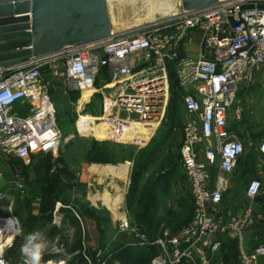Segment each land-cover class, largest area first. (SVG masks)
<instances>
[{"label":"built area","instance_id":"1","mask_svg":"<svg viewBox=\"0 0 264 264\" xmlns=\"http://www.w3.org/2000/svg\"><path fill=\"white\" fill-rule=\"evenodd\" d=\"M175 8L174 16L135 30L111 32L106 40L0 69V157L29 165L38 156H58L63 137L56 125L55 106L42 83L44 66L61 64L67 90L92 91L90 97L101 99V116H90L94 123H105L109 129L133 125L153 130L161 125L169 102L172 66L187 117L179 164L192 216L178 230H165L155 240L126 217L117 221V233L134 236L141 247H156L159 253L150 264H213L220 256L221 235L236 240L239 264H264V243L252 250L245 247L244 234L254 224L250 213L227 220L217 217L225 190L222 175L234 171L243 152L242 142L228 126L236 95L241 86L256 82L262 84L264 95V0H221L197 12L183 10L180 0ZM194 42L196 52L189 49ZM242 115L243 109L235 108L236 122L242 121ZM258 151L264 156V139ZM261 189V183L252 180L245 194L253 199ZM60 207L56 204L53 224L61 219L55 215ZM10 220L11 216H0L3 264H8V238L19 234L17 224L7 227ZM41 264L66 263L42 258Z\"/></svg>","mask_w":264,"mask_h":264},{"label":"rangeland","instance_id":"2","mask_svg":"<svg viewBox=\"0 0 264 264\" xmlns=\"http://www.w3.org/2000/svg\"><path fill=\"white\" fill-rule=\"evenodd\" d=\"M163 1L175 7L180 0ZM111 2L110 6L106 1L109 24L110 27L116 26L118 33L135 30L147 24L131 25L134 20L146 16L142 12L146 6L141 1L138 0L134 6L128 3L118 4L114 0ZM161 19L163 18L158 17V20ZM62 69L61 64L52 68L46 65L41 69L42 83L47 87L55 106L56 125L63 137L60 151L56 161L52 162L48 176L45 177L44 173L45 157H36L29 165L14 158L0 157V216H11L19 230V234L10 240L6 248L8 264H22L25 257L21 254L20 247L24 237L37 231L47 242L44 262L53 260L55 263L65 261L66 264H148L145 251H141L142 247L134 236L127 237L122 242L115 235H108V232L103 238L83 237L80 232L81 224L73 219L75 214L79 216L85 230L92 229L93 226L88 221L89 217L97 218L98 225L103 230L110 226V216L106 212H95L89 207L88 184L93 182L89 178L87 167L93 162L89 152L93 148L97 161L102 162L101 165L117 166L128 161V175L117 184L124 190L127 216L134 227L142 226V220H146L149 224L145 223L144 228L149 229V233L152 225L158 227L154 234L150 233V236L156 237L165 230H175L187 222L191 216L192 203L178 168L181 130L187 117L181 107L177 86L172 78L169 102L161 125L155 130H146V136L141 143L124 145L116 138L100 140L92 136L82 137L77 133L78 117L83 114L101 116V99L92 94L88 104H83L82 96L88 93L67 90L66 81L60 75ZM242 87L244 89L238 91L233 108L235 110L238 106L243 107L246 126L250 120L254 128L243 132L234 119V110L230 115V127L238 134L244 133L245 154L255 149L259 140L264 137V95L260 82ZM96 88L100 90L101 85L97 84ZM112 127V131L117 129ZM95 144L97 145L94 147ZM173 182L176 184L177 198L170 205L171 211L167 212L163 201L168 197V185ZM159 190L160 195L157 194ZM44 191L55 199V207L56 204L61 205L55 214L61 218L58 224H53L54 211L49 222L40 218L39 208ZM114 216L119 217L120 214L116 213ZM53 231L55 238L51 236ZM115 231L118 232L117 223ZM121 249L128 253L125 262L120 260Z\"/></svg>","mask_w":264,"mask_h":264},{"label":"water","instance_id":"3","mask_svg":"<svg viewBox=\"0 0 264 264\" xmlns=\"http://www.w3.org/2000/svg\"><path fill=\"white\" fill-rule=\"evenodd\" d=\"M221 0H181L197 12ZM106 0H0V69L110 38Z\"/></svg>","mask_w":264,"mask_h":264},{"label":"crops","instance_id":"4","mask_svg":"<svg viewBox=\"0 0 264 264\" xmlns=\"http://www.w3.org/2000/svg\"><path fill=\"white\" fill-rule=\"evenodd\" d=\"M189 49L192 52H196L198 50L197 42H194L193 45ZM243 89L244 87L242 86L239 88V90H243ZM242 109L244 111L243 107ZM230 115H229V123H228L229 125L228 126H229V129L231 130V127H230L231 116ZM243 117L244 115H242V121L237 122V123H239V126L240 128H242L241 130L243 132H246V130L248 132L252 128H254V125H252V122L249 120L246 126V123L243 120ZM231 131L233 132L236 138H239L241 140L243 147H244V141L246 138L244 133L238 134L236 131H233V130ZM263 139L264 137L259 140L257 147L255 149L245 154H244V149H243V152L238 160V163L234 171L229 175H222L225 190L223 193L222 201L218 207L217 217L221 218L222 220H227L228 218H231V217L241 218L245 214L250 213L254 221V224L244 234V243H245L246 249L248 250H252L258 243H264V156H262L258 151V145ZM125 165L127 166V175H128V171H129L128 161L122 162V164H118L117 166L121 167ZM108 166L117 167V166H112V165H101V164L91 163L87 167L88 168L87 170H88L89 178L92 179V182H93V183L88 184L89 186L88 194L90 196V199H89L90 210L94 209L95 212H102V211L106 212V214L110 216L109 217V222H110L109 229L103 230V228L98 225L97 218H92V217L88 218V221L92 223L93 226H92V229L88 228L87 230L84 229L81 218L77 216L75 213H74L75 219L73 220L81 224L80 232L83 237L103 238L107 236L105 233L108 232L107 233L108 235H111V236L115 235L116 238H120L122 242L125 240V238L130 237L127 234H118L115 231V226L119 219L126 217L129 220L127 216L125 204H124V199H123L124 190L122 186L117 184L119 180H123V179L115 176L114 174H111L110 172L107 171V169H104ZM178 168L181 171L180 164H178ZM216 175L217 173L213 174L214 177ZM252 180L259 181L261 183L262 189L258 196H256L253 199H250L246 196L245 190H246L247 185ZM184 182H185L186 190L189 193L185 178H184ZM174 183L175 182L168 185V189H169L168 197H166V199H164L163 201V205L167 206V209H166V211L168 210L167 212L171 211L170 205L177 198L176 189H175L176 184ZM171 192H172V195H171ZM157 194L160 195V190L158 191ZM118 198H120V202L116 204V201ZM159 212L160 211L158 210V213ZM116 213L120 214V216L115 217L114 214ZM142 222H143V225L138 226V228L139 229L141 228L140 230L141 231L143 230L144 232H146L148 236L150 235V233L154 234L155 230L158 229V227H155V225H152V228H151L152 230L149 233V229L145 230L144 228L145 223L146 225H148L149 222L148 224L146 220H142ZM52 235L55 238V235L51 234V236ZM144 235L148 237L145 233ZM159 236H156V237H159ZM223 238L226 239L230 237L225 236V235L218 236V240L220 241V244H221V249L225 241V239ZM218 257L216 258L214 264H224L222 260L220 259V257L219 258ZM227 263L231 264L230 261H228Z\"/></svg>","mask_w":264,"mask_h":264},{"label":"bare ground","instance_id":"5","mask_svg":"<svg viewBox=\"0 0 264 264\" xmlns=\"http://www.w3.org/2000/svg\"><path fill=\"white\" fill-rule=\"evenodd\" d=\"M106 1L110 5L109 2H111V0H106ZM114 1L118 2V4L128 3V4H132L134 6V4L138 0L137 1L136 0H131V1H129V0H114ZM139 1H141V3H143L144 6H146V7H144L146 9H142V12H144L146 14V16L143 18L139 17L138 19L134 20L133 23L130 20V22L132 23L131 24L132 26H136V25L140 26L144 23L154 22V21L158 20V17L166 19V17H169L172 14H175L177 11V9L175 7L169 5L168 3H166L163 0H139ZM111 3H113V2H111ZM137 11L141 12V10H138V9H137ZM126 26H127V24H126ZM117 30H118V28L116 26L111 27V31L113 33H116ZM83 93L91 94L92 91H85ZM88 94H83L82 99H81V102L83 104H87L89 102L90 98H89ZM93 121H94L93 118H91L90 116L81 115L79 121L77 122V128H76L77 133L82 137L92 136V137H94L96 139H100V140H110V139L116 138L123 143L139 144L143 140L144 136H146L145 135L146 130L148 131V130L152 129V127H145V126L137 127V126H133V125H118L117 129L115 131H112L111 129H109V127L105 123H98L97 124V123H94ZM104 169H107L108 172H110L111 174H114L115 176H117L119 178H122L123 180L126 179V175H127V166L126 165L121 166V167H119V166H117V167L108 166ZM118 202H120V198L117 199L116 204ZM15 224H16V222L14 219L12 221L10 220L7 222V227L11 228ZM8 241H10L9 238H8L7 242Z\"/></svg>","mask_w":264,"mask_h":264},{"label":"trees","instance_id":"6","mask_svg":"<svg viewBox=\"0 0 264 264\" xmlns=\"http://www.w3.org/2000/svg\"><path fill=\"white\" fill-rule=\"evenodd\" d=\"M172 70H173V67L170 66L169 67L170 87H171L172 78H173V80L175 82L174 71H172ZM171 71H172V74H171ZM175 84H176V82H175ZM178 95H179V93H178ZM96 145L97 144H95L94 147ZM89 152H90V156L92 157V161H93L92 163H96V164H101L102 163V162H98L97 161L98 158L95 156L96 151L93 150V148L90 149ZM42 157H45V169H44V173H45V177H47L48 176V173H50V171L52 169L51 168L52 167V164H53L52 162H55L56 159H53L50 155H42ZM105 162H107V161H105ZM191 203H192V201H191ZM54 208H55V199L52 198V197H49L47 195V193L44 191L43 194H42V203H41L40 208H39L40 218L43 219V221H48L49 222L50 219H51V214L54 211ZM191 216H192V211H191ZM191 216H190V218H191ZM190 218L187 220V222L190 220ZM185 224H183L182 226H184ZM137 226H139V225H137ZM181 227H179V228H181ZM179 228H177L175 230H171V231H176ZM141 232L143 233L144 231L142 230ZM144 233L147 235L146 232H144ZM53 234H54V231H53ZM147 238L149 240H155L157 237H154V236H150L149 235ZM223 239H225V238H223ZM222 246L224 248L222 247V249L220 251V256H219L220 259L222 260V262L224 264H228L227 262L230 261L231 264H239V261H238V246H237L236 240L235 239H232V238H226L225 241H224V244ZM141 251H143V252L145 251L144 256L147 259V262L149 261L148 264H150L151 260L155 256H157L158 253H159L158 252V249L156 247H154V246L142 247L141 248ZM127 254L128 253H127L126 250L121 249V256H120L121 258H120V260L124 261L126 259V255ZM215 260L213 261V264L215 263ZM182 264H187V263H182Z\"/></svg>","mask_w":264,"mask_h":264},{"label":"clouds","instance_id":"7","mask_svg":"<svg viewBox=\"0 0 264 264\" xmlns=\"http://www.w3.org/2000/svg\"><path fill=\"white\" fill-rule=\"evenodd\" d=\"M46 249L47 242L40 232L27 234L20 247V252L25 257L24 264H41ZM0 264H3V261H0Z\"/></svg>","mask_w":264,"mask_h":264}]
</instances>
